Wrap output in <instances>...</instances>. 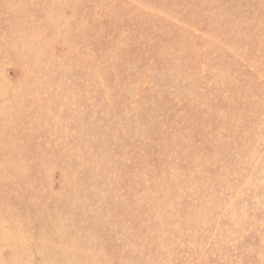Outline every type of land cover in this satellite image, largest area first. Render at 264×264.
I'll use <instances>...</instances> for the list:
<instances>
[{"label":"rangeland","instance_id":"rangeland-1","mask_svg":"<svg viewBox=\"0 0 264 264\" xmlns=\"http://www.w3.org/2000/svg\"><path fill=\"white\" fill-rule=\"evenodd\" d=\"M0 264H264V0H0Z\"/></svg>","mask_w":264,"mask_h":264},{"label":"bare ground","instance_id":"bare-ground-1","mask_svg":"<svg viewBox=\"0 0 264 264\" xmlns=\"http://www.w3.org/2000/svg\"><path fill=\"white\" fill-rule=\"evenodd\" d=\"M6 2V1H5ZM12 2V1H11ZM21 9V8H20Z\"/></svg>","mask_w":264,"mask_h":264}]
</instances>
